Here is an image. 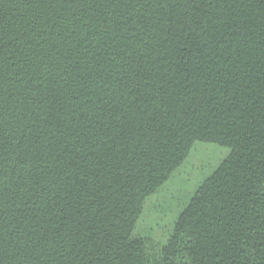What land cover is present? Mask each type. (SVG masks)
<instances>
[{"label": "trees", "instance_id": "trees-1", "mask_svg": "<svg viewBox=\"0 0 264 264\" xmlns=\"http://www.w3.org/2000/svg\"><path fill=\"white\" fill-rule=\"evenodd\" d=\"M0 264H264V0H0Z\"/></svg>", "mask_w": 264, "mask_h": 264}, {"label": "rangeland", "instance_id": "rangeland-1", "mask_svg": "<svg viewBox=\"0 0 264 264\" xmlns=\"http://www.w3.org/2000/svg\"><path fill=\"white\" fill-rule=\"evenodd\" d=\"M229 153V148L221 147L213 143L196 142L192 153L185 164L182 168L177 170L172 177L173 179L174 176H177L175 185L179 188L189 185L190 192H195L197 186L219 167ZM188 201L189 194L184 198L180 210L183 209ZM159 222L160 223L157 224L153 222L148 223L142 234L149 235L156 241L164 243L172 228H167L169 222L165 219H161Z\"/></svg>", "mask_w": 264, "mask_h": 264}]
</instances>
